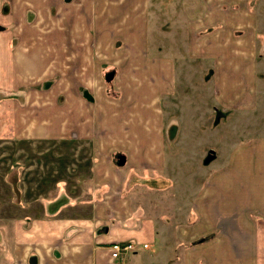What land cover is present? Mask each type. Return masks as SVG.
<instances>
[{"label":"crops","instance_id":"obj_1","mask_svg":"<svg viewBox=\"0 0 264 264\" xmlns=\"http://www.w3.org/2000/svg\"><path fill=\"white\" fill-rule=\"evenodd\" d=\"M6 2L11 9L9 15L0 13L2 23L27 21L30 11L41 21L31 28L37 36L44 21L51 45H35L24 52L29 57L24 60L47 73L62 70L64 126L77 131L81 140L94 138V133L100 142L89 143L95 149L89 167L90 215L49 223L34 220L29 233L22 226L33 221L25 217L18 221L13 241L0 227V264H30L32 258L38 264H112L111 244L125 241L136 250L118 264H264V146L255 139L237 145L227 164L206 173L200 188L183 194L175 188L180 174L174 166L168 172L178 163L168 155L169 128L160 111L163 98L175 91L178 54L171 53L184 48L194 57H213L216 68L227 70L217 75L225 78L217 77L221 104L228 108L247 97L256 107L261 101L255 85L264 0ZM169 3L172 10L160 16ZM163 21L164 31H159ZM12 38L0 35L1 85L10 80L3 67L6 53L13 51ZM14 58V69H20L23 59ZM75 68L81 75H75ZM108 70L115 71L120 100L109 98L111 88L104 86L95 98L90 94L92 102L83 91L92 83L102 85L103 71ZM242 77L245 83H240ZM82 106L91 112L79 114ZM251 150L253 159L247 154ZM116 153L125 156V165H115ZM239 155L245 159L237 160ZM155 182L169 186L133 192ZM143 193L152 200L142 199ZM177 195L189 199L178 205L172 200Z\"/></svg>","mask_w":264,"mask_h":264},{"label":"rangeland","instance_id":"obj_2","mask_svg":"<svg viewBox=\"0 0 264 264\" xmlns=\"http://www.w3.org/2000/svg\"><path fill=\"white\" fill-rule=\"evenodd\" d=\"M169 7L172 10L173 6L169 3L166 11L161 10L159 15H167ZM10 9V5L3 0L0 13L9 15ZM154 18L156 12L152 14ZM6 21H9L8 18ZM164 21L159 25V31H164ZM40 22L36 14L30 11L27 21L14 20L10 24L0 21L3 27L0 35H13V51L6 53L9 56L3 67V70L6 67L5 73L8 75V78L4 75L5 79L10 80H5L4 85H1L3 78H0V227L9 241H13L20 219L22 222L25 217L32 219L33 222L22 226L23 231L29 233L33 230L34 220L49 223L51 220L81 219L84 215H90L92 202L89 167L94 161L95 149L89 148V143L99 144L100 139L92 133L90 137L94 138L81 140L77 131L64 126L62 70L54 68L47 73L46 68H31L24 60H29L24 52L33 49L35 45L40 44L38 48L51 45L46 40L44 21L39 28L40 34L35 36L36 30H31ZM263 33L264 29L259 36L256 52L257 60L259 58L260 61H257L255 95L261 98L256 107L246 97L245 100H235L226 108L219 100L220 89L217 84V77L220 80L225 78L217 75H224L227 70L216 68L217 63L213 57H194L185 48L183 52L171 49L175 51L171 54H178L174 71L175 91L171 96L163 98L160 111L169 128L168 155L176 158L178 163L171 165L168 172L172 174L174 166L175 172L180 174V185L175 188L181 189L183 194H186L184 191L200 188L206 173H215L227 164L237 145L255 139L257 144L264 146V117H261L264 113ZM14 56L23 59L20 69H14ZM40 71L41 75L34 77V73ZM106 71H103L102 85L92 83L89 85V93L83 91V95L92 102V96L95 98L97 91L104 86L111 88L109 95L112 97L109 98L120 100L121 93L116 89L114 77L107 79L108 74L115 71ZM73 72L75 75L80 74L77 68ZM12 74H15V80L10 77ZM240 83H245L243 77ZM82 86L81 83L77 85L81 90ZM18 88H21L24 96L21 102L14 96ZM89 111L91 109L86 111L82 106L78 113L88 114ZM257 149L255 146L253 150ZM253 150L250 151L251 155L247 153L252 159ZM118 155L120 153L115 154L114 163L119 167ZM244 159V155L237 157V160ZM159 185L166 188L169 186L167 183L162 185L155 182L145 187L139 185L133 192L140 189L145 192L157 190ZM146 193H143L142 199L152 200ZM188 199L179 195L172 198L178 205L185 204ZM170 204L173 206V201Z\"/></svg>","mask_w":264,"mask_h":264},{"label":"built area","instance_id":"obj_3","mask_svg":"<svg viewBox=\"0 0 264 264\" xmlns=\"http://www.w3.org/2000/svg\"><path fill=\"white\" fill-rule=\"evenodd\" d=\"M136 245L131 242H114L111 244L110 253H111V263L118 264V259H123L127 256L128 253L136 249ZM147 245L144 246L146 248Z\"/></svg>","mask_w":264,"mask_h":264},{"label":"water","instance_id":"obj_4","mask_svg":"<svg viewBox=\"0 0 264 264\" xmlns=\"http://www.w3.org/2000/svg\"><path fill=\"white\" fill-rule=\"evenodd\" d=\"M0 30H3V27L0 26ZM113 77H114V74H109L107 79H108V80H111ZM125 162H126V158H125V156L120 155V156L118 157V164H119L120 166H123V165H125ZM30 264H38L36 258H32V259L30 260Z\"/></svg>","mask_w":264,"mask_h":264},{"label":"trees","instance_id":"obj_5","mask_svg":"<svg viewBox=\"0 0 264 264\" xmlns=\"http://www.w3.org/2000/svg\"><path fill=\"white\" fill-rule=\"evenodd\" d=\"M14 96L20 102L23 101L24 96H23V92H22L21 88L18 89V91L16 93H14Z\"/></svg>","mask_w":264,"mask_h":264},{"label":"flooded vegetation","instance_id":"obj_6","mask_svg":"<svg viewBox=\"0 0 264 264\" xmlns=\"http://www.w3.org/2000/svg\"><path fill=\"white\" fill-rule=\"evenodd\" d=\"M113 73H114V72H112V74H113ZM108 75H109V74H108ZM119 156H120V155H119ZM119 156H118V157H119Z\"/></svg>","mask_w":264,"mask_h":264}]
</instances>
